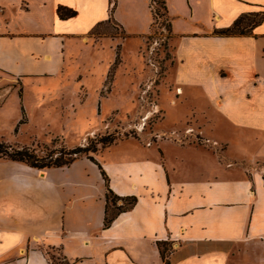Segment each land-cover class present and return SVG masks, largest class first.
<instances>
[{"label": "crops", "instance_id": "obj_1", "mask_svg": "<svg viewBox=\"0 0 264 264\" xmlns=\"http://www.w3.org/2000/svg\"><path fill=\"white\" fill-rule=\"evenodd\" d=\"M164 5L173 66L163 81L181 103L199 101L194 111L204 120L197 128L203 122L216 126L212 117L219 116L221 125L246 139L264 134V0ZM59 7L76 14L62 18ZM243 16L257 21L250 20L245 33H214ZM109 19L137 37L148 35L155 21L150 0H0V74L9 80L0 77V111L14 93L28 108L27 86L43 82L54 87L63 111L74 105L62 101L82 89L85 99L97 96L96 81L87 92L86 82L61 74L80 39ZM162 131L144 135L134 156L102 161L104 148L92 155L116 195L137 199L109 227L107 186L94 161L82 156L36 169L10 160L0 173V264H51L49 248L61 257L59 264H165L159 244L169 264H234V246L264 248V140L213 153L186 142L150 140ZM194 131L203 133L204 126ZM215 140L219 145L224 139ZM243 159L253 166L238 167Z\"/></svg>", "mask_w": 264, "mask_h": 264}, {"label": "rangeland", "instance_id": "obj_2", "mask_svg": "<svg viewBox=\"0 0 264 264\" xmlns=\"http://www.w3.org/2000/svg\"><path fill=\"white\" fill-rule=\"evenodd\" d=\"M150 5L153 14L157 12V15L154 14L155 21L148 35H127L117 22L110 20L96 26L87 37L80 39L70 55L61 76L69 81L86 82L87 92L91 82L96 81L91 85L96 89L97 96L93 92L85 99L86 92L82 89L80 96L62 101L74 105L75 110L69 107L68 111H63L59 108L58 98L52 96L54 87L49 83L27 86L25 100L28 108L25 101L22 103L25 109L19 105L18 96L11 94L6 101L7 107L0 111V144H4L0 149L4 150L6 146L14 149L30 147L39 156L52 154L56 158L70 149L97 144L102 138L122 139L98 153L102 161H110L136 155L142 148L144 135L149 136L154 130L163 129L150 136L152 141L164 139L186 142L213 153L216 148L218 152L229 154L236 146L250 148L253 147L250 144L258 145L264 140V134L254 135L252 141L251 138L246 139L244 134L240 136L237 131L228 130L221 125L219 116L212 117L219 122L215 127L203 122L197 128L198 121L204 120V115H196L194 111L199 101L181 103L182 96H177L176 90L163 81L173 66L167 40L168 26L161 0H150ZM0 77L9 81L2 74ZM14 85L19 88L17 83ZM3 88L2 85L0 92ZM157 89H160V95ZM158 104L163 106V110ZM203 105L204 109L213 112L211 106ZM201 125L204 126L203 133L198 131L202 129ZM215 139L224 140L217 145ZM150 143L147 141L146 145ZM94 154L89 152L91 156ZM9 162V159L0 155V173L6 171L5 166ZM253 164L250 159H243L236 165L245 169ZM233 249L237 254L234 264H264L263 246H234ZM47 254L51 264L61 263V257L55 250L49 248Z\"/></svg>", "mask_w": 264, "mask_h": 264}, {"label": "trees", "instance_id": "obj_3", "mask_svg": "<svg viewBox=\"0 0 264 264\" xmlns=\"http://www.w3.org/2000/svg\"><path fill=\"white\" fill-rule=\"evenodd\" d=\"M153 1L156 2V0H153ZM161 4L165 11L164 0H161ZM58 13L60 17L62 18L72 17L76 14L74 10L66 8V7H59ZM154 14L157 15V12H155ZM249 23H250L249 18H247L246 16H243V17L236 19L230 27L215 30L214 33L216 35H221V36L243 34L247 31L245 29ZM251 23L255 24L257 23V21L253 20L251 21ZM115 141H116V138H113V137L102 138L97 142V144H91L90 146H87L84 148L76 147V148L70 149L68 150V152H63L61 153L60 156H56V158H53L52 154H49L47 156H39L30 147H22V148L14 149V148H11L10 146H6V149L4 150L0 149V155L12 161L25 163L28 166L36 168V169H45L49 167H62V166H66L70 164L72 161H74L78 157H82V156L88 157L89 159L94 161L96 164H98L101 174L103 176V179L105 180V183L107 186V192L105 195L106 208H105V217H104V227H109L119 213L132 208L137 201L136 197L134 196L121 197V196L116 195L110 189L109 184H108V177L105 171L102 169L101 165L97 163L91 155H89V152L96 153L99 149L105 148L113 144ZM1 145H4V144L1 143L0 146ZM63 155H68L69 157L64 158ZM119 202L120 204H118ZM160 246L161 245L159 244V248L161 250V255L163 257V260L165 264H169V262L165 260L166 248H162V246L161 247Z\"/></svg>", "mask_w": 264, "mask_h": 264}]
</instances>
